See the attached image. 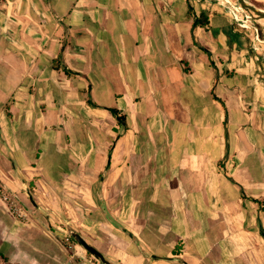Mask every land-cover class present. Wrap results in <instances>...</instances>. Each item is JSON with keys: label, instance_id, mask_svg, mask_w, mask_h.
<instances>
[{"label": "crops", "instance_id": "1", "mask_svg": "<svg viewBox=\"0 0 264 264\" xmlns=\"http://www.w3.org/2000/svg\"><path fill=\"white\" fill-rule=\"evenodd\" d=\"M230 11L0 0V264H102L72 231L110 264H264V29Z\"/></svg>", "mask_w": 264, "mask_h": 264}, {"label": "flooded vegetation", "instance_id": "2", "mask_svg": "<svg viewBox=\"0 0 264 264\" xmlns=\"http://www.w3.org/2000/svg\"><path fill=\"white\" fill-rule=\"evenodd\" d=\"M223 1L227 6L233 8L234 14L231 11L230 12L234 16L235 21L239 23V19H242L248 25V27H245V28L253 30L255 33H257V36H258V33L260 32V27L256 26L254 22L258 21L259 19H264V18H261L253 10L247 7H244L240 0H223ZM246 2L253 5V3L250 0H246ZM253 6L256 7L255 5ZM256 8L264 11L263 8H260V7H256Z\"/></svg>", "mask_w": 264, "mask_h": 264}, {"label": "water", "instance_id": "3", "mask_svg": "<svg viewBox=\"0 0 264 264\" xmlns=\"http://www.w3.org/2000/svg\"><path fill=\"white\" fill-rule=\"evenodd\" d=\"M244 7H247L251 10H253L255 13H257L261 18H264V11L257 9L253 5L246 2V0H240ZM73 238L77 243H79L81 246H83L88 253H90L92 256H94L96 259L101 260L104 264H110V262L106 259L104 254L99 251L96 247L91 245L82 234L79 232L72 231L71 232Z\"/></svg>", "mask_w": 264, "mask_h": 264}, {"label": "rangeland", "instance_id": "4", "mask_svg": "<svg viewBox=\"0 0 264 264\" xmlns=\"http://www.w3.org/2000/svg\"><path fill=\"white\" fill-rule=\"evenodd\" d=\"M254 23H255L256 26L261 27L262 30L264 29V19H259V22H258V21H255ZM111 98H112V96H111ZM114 108H116V107H114ZM116 118H117V117H116ZM117 120H118V119H117ZM118 123H119V121H118ZM119 124H120V123H119ZM99 132H100L101 135H103V137H104V133H103L102 131H99ZM15 209H16V208H15ZM68 238H70V240H68ZM87 241H88L91 245H93L94 247H96L99 251H104V247H103V246H100V245H98V244H96V243H91V240H89V239H87ZM64 243H65L69 248H71V249H73L72 247H73L74 245L79 244V243H77V242L75 241V239L73 238L71 232H68V233L65 235V237H64ZM93 257H94V256H93ZM94 259H96V258H94ZM97 261H99V262H101L102 264H104L101 260H97ZM108 261H109V260H108Z\"/></svg>", "mask_w": 264, "mask_h": 264}, {"label": "trees", "instance_id": "5", "mask_svg": "<svg viewBox=\"0 0 264 264\" xmlns=\"http://www.w3.org/2000/svg\"><path fill=\"white\" fill-rule=\"evenodd\" d=\"M57 61H55V63H56ZM65 71H66V73L68 74V75H71L73 72L71 71V70H69V69H65ZM90 102V104H94L92 101H89ZM110 111H111V113L115 116V117H117V119H118V121H119V123H120V125H122V126H124V127H127L128 126V124H127V116L126 115H123L122 113H121V111L118 109V108H114V107H109L108 108ZM90 254V253H89ZM91 255V254H90Z\"/></svg>", "mask_w": 264, "mask_h": 264}, {"label": "built area", "instance_id": "6", "mask_svg": "<svg viewBox=\"0 0 264 264\" xmlns=\"http://www.w3.org/2000/svg\"><path fill=\"white\" fill-rule=\"evenodd\" d=\"M258 37V36H257ZM68 240H70V238H68Z\"/></svg>", "mask_w": 264, "mask_h": 264}]
</instances>
